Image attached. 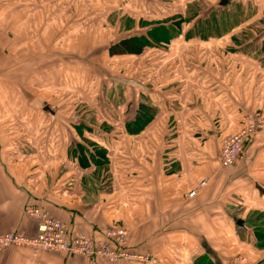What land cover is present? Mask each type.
I'll return each instance as SVG.
<instances>
[{
  "label": "crops",
  "instance_id": "0c3cea01",
  "mask_svg": "<svg viewBox=\"0 0 264 264\" xmlns=\"http://www.w3.org/2000/svg\"><path fill=\"white\" fill-rule=\"evenodd\" d=\"M257 9L247 19L264 17ZM59 30L56 0H0V234L36 233L24 209L37 205L74 235L103 239V230L126 227L129 248L157 256L159 264H224L238 252L264 261L254 230L264 225V133L232 167L219 159L221 139L239 131L245 116L261 115L263 96L251 103L249 95L237 96L227 76L203 66L211 64L203 57L202 64L177 61L146 95L159 108L158 119L146 125L119 123L104 109L95 113L111 115L109 122L63 125L51 117L58 114L52 107L30 103L33 95L35 104L48 98L38 84L54 83L57 50L66 46L58 43ZM257 66L264 68V60ZM0 264L89 262L10 248L0 251Z\"/></svg>",
  "mask_w": 264,
  "mask_h": 264
},
{
  "label": "rangeland",
  "instance_id": "374dc122",
  "mask_svg": "<svg viewBox=\"0 0 264 264\" xmlns=\"http://www.w3.org/2000/svg\"><path fill=\"white\" fill-rule=\"evenodd\" d=\"M262 2L249 5L237 0H56L58 43L66 41V46L57 50L54 83L38 84L42 95L47 94L48 98L35 104L33 95L30 103L41 110L52 107L58 114L46 119L55 117L63 125L95 123L97 118L109 122L111 115L107 118L95 113L103 109L117 114L119 123L128 124L134 120L131 115L140 103L155 105L145 101L146 95L159 87L163 77L174 72L177 61L202 64L203 57L210 59L214 67L210 63L203 66L216 76H227L237 96L249 95L250 103L263 96L264 101V89L260 87L264 84V68L257 66L258 61L264 60V17L247 19L248 12L251 14L256 8L264 12ZM257 28L261 30L253 31ZM157 37H162L161 44L144 48H137L138 44L134 46L132 42L122 43L137 38L154 42ZM203 71L201 66L196 75ZM153 109L152 120H156L159 108ZM260 112L255 116L264 114L263 110ZM256 229L264 230V225ZM154 257L151 263L159 264ZM228 260L264 264L245 252L234 253Z\"/></svg>",
  "mask_w": 264,
  "mask_h": 264
},
{
  "label": "built area",
  "instance_id": "2783aa9c",
  "mask_svg": "<svg viewBox=\"0 0 264 264\" xmlns=\"http://www.w3.org/2000/svg\"><path fill=\"white\" fill-rule=\"evenodd\" d=\"M239 131L225 136L219 147V159L224 168L232 167L242 157L248 145L259 133H264V117L248 115L242 121ZM203 181L200 186L205 185ZM198 188L189 195L194 197ZM24 214L37 222V232L9 231L0 234V251L10 248H26L39 255L42 252L78 255L89 264L98 261L116 263L138 260L143 263L155 261L151 254H138L128 245V230L124 227H111L102 233L103 239L90 234H72L69 226L60 218L52 216L41 206L27 205ZM224 264H236L227 261Z\"/></svg>",
  "mask_w": 264,
  "mask_h": 264
},
{
  "label": "trees",
  "instance_id": "16d2710c",
  "mask_svg": "<svg viewBox=\"0 0 264 264\" xmlns=\"http://www.w3.org/2000/svg\"><path fill=\"white\" fill-rule=\"evenodd\" d=\"M227 1L228 0H223L224 3H226ZM150 35L152 37H154L153 33H150ZM157 39L158 40L156 41L155 38H154V42H149L147 40H144L143 38H137V39H134V40H130V42L122 41V43L124 42L125 45H128V43L130 44L132 42L134 44V46L138 44L137 48H142L143 46L145 47L147 45H152V43L161 44V42H163V41H161L162 37H157ZM164 42H167V41H164ZM153 111H154V109H153V107L151 105L146 106V104L140 103L139 106L136 109V112L132 113V115H131L132 119H134V120L132 122H128V125H131V126H133V125L143 126V125H146V124L150 123L152 121L153 117H154V112ZM107 229H105V230H107ZM105 230H103L102 233ZM15 231H20V230H15ZM255 234H256L255 235L256 238H258V239L260 238L261 239V240H258L257 246L260 247V248H264V230H261V229L257 230L256 229ZM262 262L264 263V261H262Z\"/></svg>",
  "mask_w": 264,
  "mask_h": 264
},
{
  "label": "water",
  "instance_id": "95a60500",
  "mask_svg": "<svg viewBox=\"0 0 264 264\" xmlns=\"http://www.w3.org/2000/svg\"><path fill=\"white\" fill-rule=\"evenodd\" d=\"M46 109H50V107L49 106H46Z\"/></svg>",
  "mask_w": 264,
  "mask_h": 264
}]
</instances>
